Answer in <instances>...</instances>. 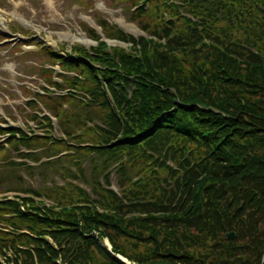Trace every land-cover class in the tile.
<instances>
[{"label":"trees","instance_id":"obj_1","mask_svg":"<svg viewBox=\"0 0 264 264\" xmlns=\"http://www.w3.org/2000/svg\"><path fill=\"white\" fill-rule=\"evenodd\" d=\"M127 1L146 37L99 22L130 48L106 49L87 27L90 53L44 50L74 73L61 75L65 93L40 97L68 140L44 117L50 133L11 129L7 145L24 146L19 156L31 162L71 150L41 167L91 192L72 182L11 188L54 205L0 202V223L13 228L0 229V264H264V0ZM8 152L0 144V157Z\"/></svg>","mask_w":264,"mask_h":264},{"label":"rangeland","instance_id":"obj_2","mask_svg":"<svg viewBox=\"0 0 264 264\" xmlns=\"http://www.w3.org/2000/svg\"><path fill=\"white\" fill-rule=\"evenodd\" d=\"M12 14H14L16 20H12ZM98 19H108L123 27L126 31H128V28L135 26L134 22H131L128 18L126 3L119 0H116L115 3L113 0H87V2L85 0H0V24L5 26V31L11 37V42L7 43V46L0 47V73L11 81L2 90H5L4 92L10 100L13 99L17 103L16 88L18 86L27 84L28 81H30V84L40 81L38 69L44 66L47 61L42 55L43 52L36 47L33 41L39 40L45 43L46 46L56 49L66 45V50L70 51L71 46L81 45L75 40L81 36V29L78 24L80 22L86 24L97 23ZM6 25H8V28H6ZM19 36H25L27 41H21ZM31 36L38 38L30 40ZM50 66L49 63L48 67ZM2 102L3 100L0 97V104L2 105L0 107L4 108V112L9 118H12L10 122L17 125L18 123L14 118L15 114L7 110ZM27 113H21L23 122L28 120ZM31 128L37 130L35 124ZM54 133L60 135V130L56 124ZM12 155L17 160L15 154ZM83 161L88 174L90 170L88 159L85 158ZM12 172L3 167L0 175L10 176L13 174ZM33 173V176L29 175L23 167L16 169V174L24 176L25 184L32 188H38L43 183L63 184L65 180L61 178L59 173L52 172L50 169L45 175H41L38 171ZM68 180L70 179L68 178ZM111 181L112 183L115 182V173L112 174ZM77 182L86 189H90L81 180H77ZM113 187L117 190L115 184ZM124 261L129 263L127 260Z\"/></svg>","mask_w":264,"mask_h":264},{"label":"bare ground","instance_id":"obj_3","mask_svg":"<svg viewBox=\"0 0 264 264\" xmlns=\"http://www.w3.org/2000/svg\"><path fill=\"white\" fill-rule=\"evenodd\" d=\"M128 30L131 31V32H136L135 28H128ZM78 40L83 42V43H86V44L89 43V41L86 38H84L83 36H81Z\"/></svg>","mask_w":264,"mask_h":264},{"label":"water","instance_id":"obj_4","mask_svg":"<svg viewBox=\"0 0 264 264\" xmlns=\"http://www.w3.org/2000/svg\"><path fill=\"white\" fill-rule=\"evenodd\" d=\"M233 236H234V232H230V233L227 234L228 238H232Z\"/></svg>","mask_w":264,"mask_h":264}]
</instances>
